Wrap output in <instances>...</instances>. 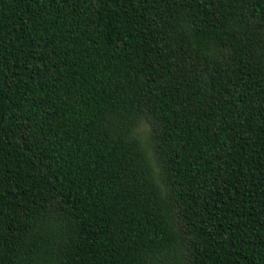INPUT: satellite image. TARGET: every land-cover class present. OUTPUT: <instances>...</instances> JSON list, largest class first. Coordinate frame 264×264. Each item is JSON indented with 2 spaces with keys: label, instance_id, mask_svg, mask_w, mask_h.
<instances>
[{
  "label": "trees",
  "instance_id": "16d2710c",
  "mask_svg": "<svg viewBox=\"0 0 264 264\" xmlns=\"http://www.w3.org/2000/svg\"><path fill=\"white\" fill-rule=\"evenodd\" d=\"M0 264H264V0H0Z\"/></svg>",
  "mask_w": 264,
  "mask_h": 264
},
{
  "label": "rangeland",
  "instance_id": "374dc122",
  "mask_svg": "<svg viewBox=\"0 0 264 264\" xmlns=\"http://www.w3.org/2000/svg\"><path fill=\"white\" fill-rule=\"evenodd\" d=\"M138 133H139V137L142 140V142H146V137H147V129H146V125L145 124H140L138 126Z\"/></svg>",
  "mask_w": 264,
  "mask_h": 264
}]
</instances>
